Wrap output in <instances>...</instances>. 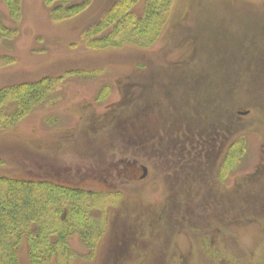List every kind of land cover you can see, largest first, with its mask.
<instances>
[{
  "label": "rangeland",
  "instance_id": "rangeland-1",
  "mask_svg": "<svg viewBox=\"0 0 264 264\" xmlns=\"http://www.w3.org/2000/svg\"><path fill=\"white\" fill-rule=\"evenodd\" d=\"M21 1L15 23L0 0L1 21L18 30L0 44L13 58L0 66V90L59 82L15 127L0 128V177L107 196L84 200L105 234L92 250L73 235L70 264H132L138 256L123 252L131 235L151 241L155 264L173 252L197 262L178 221L191 201L187 226L215 236L210 223L225 220L237 258L264 264V0H172L149 48L89 45L84 34L117 0L57 21L60 0ZM145 4L130 12L141 16ZM19 258L30 264L25 250Z\"/></svg>",
  "mask_w": 264,
  "mask_h": 264
},
{
  "label": "trees",
  "instance_id": "trees-1",
  "mask_svg": "<svg viewBox=\"0 0 264 264\" xmlns=\"http://www.w3.org/2000/svg\"><path fill=\"white\" fill-rule=\"evenodd\" d=\"M60 1L61 3L50 11L51 18L56 21L82 14L92 2ZM138 1L117 0L113 3L103 20L84 34L85 39L90 41L89 45L117 48L130 42L141 48H149L166 22L172 0H146L141 16L130 12ZM4 3L10 20L17 23L22 1L4 0ZM52 3L53 0H47V5ZM1 20L0 18V44L18 35L17 29L5 26ZM111 28L107 36L99 38ZM12 63L13 58L0 55V66ZM58 82L59 79L47 77L37 82L1 89L0 128L6 130L15 127L48 99ZM6 108L11 112H6ZM230 147H233V144ZM4 164L0 159V166ZM91 198L102 201L107 196L61 185L49 179L0 177V264H20L22 250L27 253L30 264H70L75 257L69 243L73 235H77L88 249L97 247L105 230L103 224L92 216V204L87 205V201H84ZM195 204L194 201L187 203V207L191 208H187L185 214L182 211L178 221L184 223L183 230L186 229L192 234L199 256L197 262L186 263L182 258L177 259V253L173 252L172 256L167 257L161 264H252L247 258H237L232 249V231L225 220L216 219L218 226L210 223L215 236L187 226L189 216L195 212V208H192ZM177 226L182 228V225ZM143 237L142 234V239ZM141 241L137 235L134 238L129 236V244L125 246V250L122 247L125 256L130 253L138 256L137 259L132 257V262L135 261L132 264L156 263L154 248L150 246L151 241L147 237L146 243ZM130 245L137 249L130 250ZM142 246L143 249L139 248Z\"/></svg>",
  "mask_w": 264,
  "mask_h": 264
},
{
  "label": "water",
  "instance_id": "water-1",
  "mask_svg": "<svg viewBox=\"0 0 264 264\" xmlns=\"http://www.w3.org/2000/svg\"><path fill=\"white\" fill-rule=\"evenodd\" d=\"M243 115H247V113H243ZM143 170H144V175L142 176L141 179H145V177L147 176V169L143 168Z\"/></svg>",
  "mask_w": 264,
  "mask_h": 264
},
{
  "label": "flooded vegetation",
  "instance_id": "flooded-vegetation-1",
  "mask_svg": "<svg viewBox=\"0 0 264 264\" xmlns=\"http://www.w3.org/2000/svg\"><path fill=\"white\" fill-rule=\"evenodd\" d=\"M155 264V263H154Z\"/></svg>",
  "mask_w": 264,
  "mask_h": 264
}]
</instances>
